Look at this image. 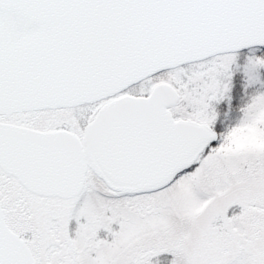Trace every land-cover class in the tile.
I'll use <instances>...</instances> for the list:
<instances>
[{
  "label": "snow or ice",
  "instance_id": "6c2138e0",
  "mask_svg": "<svg viewBox=\"0 0 264 264\" xmlns=\"http://www.w3.org/2000/svg\"><path fill=\"white\" fill-rule=\"evenodd\" d=\"M0 264H264V0H0Z\"/></svg>",
  "mask_w": 264,
  "mask_h": 264
}]
</instances>
